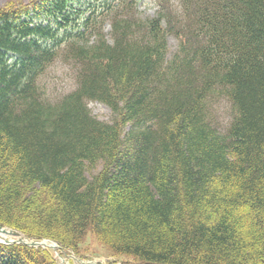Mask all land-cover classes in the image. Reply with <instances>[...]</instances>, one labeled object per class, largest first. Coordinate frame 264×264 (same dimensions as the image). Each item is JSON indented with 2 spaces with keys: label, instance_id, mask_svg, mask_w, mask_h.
<instances>
[{
  "label": "trees",
  "instance_id": "trees-1",
  "mask_svg": "<svg viewBox=\"0 0 264 264\" xmlns=\"http://www.w3.org/2000/svg\"><path fill=\"white\" fill-rule=\"evenodd\" d=\"M137 1L0 8V226L76 255L91 232L140 264H264V0H162L147 18ZM63 46L76 85L50 101L39 77ZM0 264L56 260L0 242Z\"/></svg>",
  "mask_w": 264,
  "mask_h": 264
},
{
  "label": "rangeland",
  "instance_id": "rangeland-1",
  "mask_svg": "<svg viewBox=\"0 0 264 264\" xmlns=\"http://www.w3.org/2000/svg\"><path fill=\"white\" fill-rule=\"evenodd\" d=\"M33 1L34 0H0V8H8L9 6L21 7L28 5ZM83 1L85 0H80V3H83ZM161 1L162 0H138L137 4L135 3L133 6L136 10L135 15H138L142 18L155 16L157 7L161 3ZM81 7H85V5ZM102 31L105 34L104 38L107 42H109L111 27L109 25L108 20L104 21ZM91 39L95 40L94 37H92ZM176 45V39L173 36H169L168 55L174 52V50L176 49ZM68 56L69 53H67V48L65 46L61 47L58 50L57 55L40 74L39 82L44 90V95L50 101L58 100L63 94L74 89L76 85L75 74L77 70V64L75 63V61L68 58ZM214 103L215 104L213 114L215 115L218 121L217 128L222 132L224 129H227L228 122L230 119V114H228V105L223 100L218 99H216ZM87 107L89 108L91 114L94 115L97 119L102 121H109L111 117V112L110 109L104 103L99 102L98 100H87ZM96 170L97 169L95 168L94 171ZM19 235H21V237L23 238V235L20 232ZM20 238L13 237L10 240H18ZM26 241H28V239ZM58 249L59 248H57V250ZM48 250L50 251V253L55 255V251L50 249ZM59 250L58 254L55 256L56 264H60L61 260H67L68 263L71 264H80L77 261L92 262L94 264H140L130 256L118 255L111 252L109 249L98 243V241L95 239V237H93L91 232L86 233V235L83 237V243L79 247V254L76 255L70 250H67L66 252L63 250ZM60 254L62 256L64 255L61 260H59L58 258ZM71 260L75 263H73Z\"/></svg>",
  "mask_w": 264,
  "mask_h": 264
},
{
  "label": "bare ground",
  "instance_id": "bare-ground-1",
  "mask_svg": "<svg viewBox=\"0 0 264 264\" xmlns=\"http://www.w3.org/2000/svg\"><path fill=\"white\" fill-rule=\"evenodd\" d=\"M13 237H15V238H20L21 237V235H19L18 233H13V232H11L9 229H1L0 230V240L2 239H7V240H10V239H12ZM22 238V237H21ZM20 238V239H21ZM22 239H24V238H22ZM7 240H5V241H7ZM4 241V240H3ZM39 244H42L43 246H45V247H47V248H49L50 250H53V251H55V254L57 255L58 254V250H57V245L54 243V242H52V241H50V240H41V241H37ZM74 263V262H73ZM60 264H71V263H68V261L66 260V261H63V260H61V263ZM80 264H84V263H80Z\"/></svg>",
  "mask_w": 264,
  "mask_h": 264
},
{
  "label": "water",
  "instance_id": "water-1",
  "mask_svg": "<svg viewBox=\"0 0 264 264\" xmlns=\"http://www.w3.org/2000/svg\"><path fill=\"white\" fill-rule=\"evenodd\" d=\"M1 229H6V227H2V226H0V230ZM11 232H13V233H18L19 234V232L18 231H15V230H12V229H9ZM1 241V240H0ZM1 242H4V243H11V242H22V243H25V244H29V245H37V242H34V241H32V242H26V241H24L23 239H18V240H7V241H1Z\"/></svg>",
  "mask_w": 264,
  "mask_h": 264
}]
</instances>
